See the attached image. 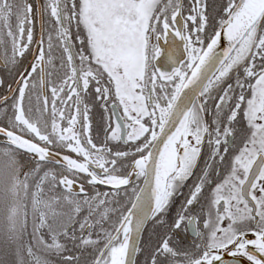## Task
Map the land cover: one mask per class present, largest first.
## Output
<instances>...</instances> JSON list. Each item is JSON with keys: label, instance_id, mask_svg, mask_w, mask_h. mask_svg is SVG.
<instances>
[{"label": "snow or ice", "instance_id": "1", "mask_svg": "<svg viewBox=\"0 0 264 264\" xmlns=\"http://www.w3.org/2000/svg\"><path fill=\"white\" fill-rule=\"evenodd\" d=\"M0 73V264H264V0H0Z\"/></svg>", "mask_w": 264, "mask_h": 264}, {"label": "flooded vegetation", "instance_id": "2", "mask_svg": "<svg viewBox=\"0 0 264 264\" xmlns=\"http://www.w3.org/2000/svg\"><path fill=\"white\" fill-rule=\"evenodd\" d=\"M0 74H2V73H0ZM99 119V117L97 116V120Z\"/></svg>", "mask_w": 264, "mask_h": 264}]
</instances>
